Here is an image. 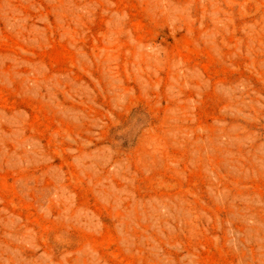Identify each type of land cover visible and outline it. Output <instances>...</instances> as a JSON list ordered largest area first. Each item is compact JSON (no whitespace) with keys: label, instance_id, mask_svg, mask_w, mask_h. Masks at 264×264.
<instances>
[{"label":"rangeland","instance_id":"obj_1","mask_svg":"<svg viewBox=\"0 0 264 264\" xmlns=\"http://www.w3.org/2000/svg\"><path fill=\"white\" fill-rule=\"evenodd\" d=\"M0 264H264V0H0Z\"/></svg>","mask_w":264,"mask_h":264}]
</instances>
